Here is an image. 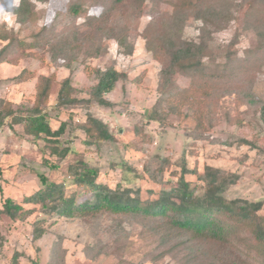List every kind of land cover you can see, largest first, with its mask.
<instances>
[{"label": "trees", "instance_id": "obj_1", "mask_svg": "<svg viewBox=\"0 0 264 264\" xmlns=\"http://www.w3.org/2000/svg\"><path fill=\"white\" fill-rule=\"evenodd\" d=\"M48 1L20 0L19 6H15L14 0H0V5L16 15L21 26H26L35 21L38 4ZM91 1L102 7L99 15H90L85 0H77L69 6L68 19L60 31L53 25L44 26L31 38L22 37L18 32L0 34V40L6 42L0 49V65H17L26 58L36 59L44 65L49 53L53 61L64 60V67L70 70V75L60 82L53 110L57 111L58 117L63 111H69L68 116L72 118L74 109H84L86 118L83 122H62L58 129L53 128L49 106L57 82L56 72L38 76L36 72L24 70L14 78L16 83L36 80L32 102L15 105L0 97V129L22 126L26 135L45 143V154L57 156L60 160L71 153L70 147H63L61 142L66 133L73 137L77 131L82 132L86 145L96 146L98 151L104 144L117 141L109 124L98 118L92 106L115 110L119 105L109 100L107 95L114 92L120 82L128 95L127 84L134 83L127 73L114 67L104 70L86 67L85 71L94 76L96 84L90 88L89 98L74 96L77 90L71 62L75 55L84 45L89 58L99 57L104 49L102 42L108 39L117 42L123 55L132 56L135 46L130 42L129 30L116 25L114 19L118 14L126 15L133 8L142 10L146 3V0ZM152 1L156 12L152 13L153 20L143 37L147 50L162 64V69L159 73V98L144 114L146 125L155 123L164 131L170 116L192 119L194 136L199 139L212 132L221 117L231 126H243L241 118L226 111L221 102L236 90H250L257 73L264 69V30L257 31V46L246 48L241 53L237 49L238 36L227 45L212 44L211 26L226 17L227 0ZM162 3H168L172 13L162 11ZM190 17L204 26L198 39L185 36V25ZM246 18L253 23L264 21V0H250ZM80 20L82 22L78 24ZM179 76L188 79V86L179 84ZM245 98L251 99V91L245 94ZM258 107V120L264 126V102ZM145 127L135 128L136 136L144 143L151 140L152 135ZM244 143L251 148L256 146L254 141ZM44 163L53 170L59 169V165L47 158ZM171 164L169 158L156 155L143 165L142 173L163 187L156 198L144 199L141 188L121 184L111 188L100 181L101 166L80 161L68 168L71 184L53 182L42 175V187L24 197L22 203L6 198L0 207V219L8 217L19 222L27 221L37 212L43 214L45 217L37 218L32 225L35 243L47 233L49 217L79 219L90 224L107 219L105 231L113 243L108 245L98 241L87 246L85 251L93 260L102 255L123 257L129 248L138 245L139 242L133 241L132 232V227H138V239L150 243V250L141 256L142 263L264 264V217L261 216L264 199H229L228 191L241 180L239 173L212 165L205 166L200 172L196 167L190 168L185 160L176 185L166 187L170 180H164V174ZM123 166L125 170L138 174L129 163ZM172 173L176 177L179 174ZM187 175L196 177L201 193L194 184L195 180H187ZM70 189L75 190L69 192ZM5 241V236L0 233V248ZM57 247L55 244L53 253ZM185 250L187 254L183 253ZM37 251L40 253L39 249ZM21 257L22 254L16 252L11 264H22ZM33 264H38V261Z\"/></svg>", "mask_w": 264, "mask_h": 264}, {"label": "rangeland", "instance_id": "obj_2", "mask_svg": "<svg viewBox=\"0 0 264 264\" xmlns=\"http://www.w3.org/2000/svg\"><path fill=\"white\" fill-rule=\"evenodd\" d=\"M75 1L77 0H49L38 4L35 21L26 26H21L17 22L16 15L0 5V34L18 32L22 37L31 38L44 26L53 25L60 31L68 19V8ZM249 1H226L228 5L226 17L222 22L211 26L210 36L213 45H227L238 36L240 37L237 46L239 52L257 46V31L264 30V21L257 20L256 23L254 20L253 23L250 18L245 20ZM85 3L89 7L90 15L101 13L102 7L96 6L91 0H85ZM154 4L152 0H146L142 10L133 8L126 15L118 14L114 19L116 25L127 27L129 30L130 42L135 46L132 56L123 55L115 40L105 39L102 42L104 49L101 56L89 58L83 45V49L71 62L73 83L77 90L74 96L78 99L89 98V90L96 84L94 76L85 71L86 67L103 70L114 67L127 73L129 79L134 81L127 84L128 95L123 91L121 82L117 84L114 92L107 95L109 100L119 105L115 110L92 106V111L98 118L109 124L117 141L104 144L98 151L96 146L86 145V138L82 132L77 131L73 137L66 133L61 142L63 147H70L71 153L64 160H60L57 156L45 154L43 152L46 148L45 143L35 141L26 135L22 126L0 129V207L6 198L22 203L24 197L42 187V175L53 182L71 184L68 168L80 161L93 162L101 166L100 181L111 188H116L118 184L141 188L144 199L156 198L163 187L149 175L142 173L143 165L153 160L156 155L169 158L172 163L164 174V180H170V183H166V187L176 185L181 173V165L185 160L190 168L196 167L200 172H203L205 166L212 165L239 173L241 180L228 191L229 199L241 198L249 201L264 199V126L260 125L257 115L258 106L264 102V69L257 73L250 90L246 92L236 90L221 102L226 111L241 118L244 122L243 126H231L221 117L212 132L199 139L194 136L195 123L192 119L170 116L164 131H161L162 127L158 124L146 125L144 114L159 98V73L162 69V64L157 62L147 50L146 40L143 37L145 29L153 20L152 13L156 12ZM160 8L164 12L172 13L168 3H162ZM81 22L82 20L78 21V24ZM203 29L202 22L190 17L185 25V36L198 39ZM5 45L6 42L0 40V49ZM63 61H53L51 55L47 53L44 65L33 58L21 59L17 65L1 64L0 97L15 105L32 102L35 97L36 80L16 83L14 78L24 70L36 72L38 76H48L56 72L57 82L49 106L53 128L58 129L62 122L70 124L72 121L83 122L86 118L84 109H74L71 113L72 118L68 116L69 111H63L60 118L57 111L53 110L57 103L60 82L70 75V70L64 67ZM178 82L183 87L189 84L188 79L182 76L178 77ZM250 91L251 99H246L245 94ZM141 126H146L145 130L152 132L149 143L142 142V139L135 134V128ZM250 141L256 143L254 148L244 143ZM46 158L59 165V169L49 168L44 163ZM125 163L137 169L138 174L125 170L123 166ZM172 172L179 174L176 177ZM186 178L190 181L195 180L194 184L201 193L196 177L187 175ZM74 190L70 189L69 192ZM261 216L264 217V209L261 211ZM43 217H45L43 214L37 212L27 221L14 222L8 217L0 219V233L6 238L4 246L0 248V264H11L16 252L22 254L20 259L22 264H33L35 261H38V264H151L142 263L141 256L150 250V243L138 239V227H132L133 241L139 242L138 247L129 248L121 258L102 255L93 260L85 251L87 246L98 241L108 245L113 243L112 237L105 231L108 225L107 219L90 224L79 219L49 217L47 233L35 243L32 240V225L37 218ZM55 244H58V247L53 253ZM183 253L187 254L186 250Z\"/></svg>", "mask_w": 264, "mask_h": 264}, {"label": "clouds", "instance_id": "obj_3", "mask_svg": "<svg viewBox=\"0 0 264 264\" xmlns=\"http://www.w3.org/2000/svg\"><path fill=\"white\" fill-rule=\"evenodd\" d=\"M15 6H19V0H14ZM7 16V14H6Z\"/></svg>", "mask_w": 264, "mask_h": 264}]
</instances>
